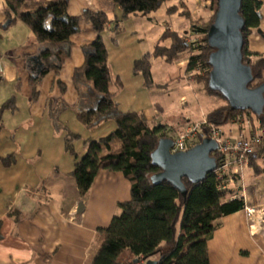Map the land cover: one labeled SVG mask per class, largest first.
Wrapping results in <instances>:
<instances>
[{
    "label": "crops",
    "instance_id": "crops-1",
    "mask_svg": "<svg viewBox=\"0 0 264 264\" xmlns=\"http://www.w3.org/2000/svg\"><path fill=\"white\" fill-rule=\"evenodd\" d=\"M261 1V23L249 35L248 47L251 52L264 57V0ZM195 3V0L191 2L192 12L186 10V13L180 12L179 15H193L195 20ZM117 7L107 0H70L68 14L81 17L80 31L70 39V56L59 72H49L33 86L31 78L39 76L43 67L41 47L30 28L21 20L8 23L5 0H0V63L3 68L0 74V107L12 97L17 104L15 111L5 110L2 113L0 147L2 144L20 147L18 151L4 152V149L0 152V264H88L92 258L89 252L100 234L98 230L108 227L118 210V204L131 198V183L124 173L106 169L98 172L88 194L80 196L71 172L76 161L86 152L85 142L99 139L95 138L96 135H90L84 141L82 155L77 153L75 147L76 156L67 152L65 147H58V157H65L68 164L62 168L61 163L54 160L45 170L39 165L42 158L39 155L43 152H39L37 157L32 156L30 140L24 138L38 130L47 132L51 126L60 131H70L62 117L76 109L79 101L73 83L74 71L84 63L82 47L92 43L98 35L83 15L87 10L105 11L115 22L121 19V10L118 13ZM166 13L171 14L167 9ZM132 22L135 23L130 35L146 45L121 55L116 61L115 52L122 46L120 37L128 34L127 26ZM166 25L163 24L160 32L154 15L139 14L122 20L121 33L111 36L110 47L104 33L103 37L111 72L122 83L112 88L120 108L123 111L143 112L151 126L163 123L168 128L182 131L188 125L203 121L212 111L203 112L202 118L200 115L194 116L195 108L191 107L186 91L191 90L196 96L205 91L198 87V83L189 80L185 67L180 66L182 63H175L178 83L174 88L180 95L179 102L174 92L163 93L171 88L173 79L164 84L158 83L153 65L155 86H145L143 76L134 73L135 61L154 50L167 30ZM112 26L110 24L109 28ZM170 29L173 30L172 26ZM158 59L164 60L153 58L152 63ZM123 71L127 73L125 76ZM170 77L168 73L164 79ZM141 85L148 91L144 93ZM141 96L146 100L141 102ZM75 120L78 121L77 114ZM111 122L100 126L103 129L98 135H105L113 129ZM226 126L234 133L247 127L242 122H236L222 126L223 130ZM11 154L14 160L5 164L3 158ZM258 161L262 164L261 160ZM34 171L37 186H28ZM16 172L24 177L21 183L16 182ZM243 185L248 204L264 203L263 172L254 165H248L243 173ZM240 186V183L228 184L224 201H229L234 193L242 195L244 191ZM208 252L210 264H264V228L258 232L251 231L245 208L224 216L208 241Z\"/></svg>",
    "mask_w": 264,
    "mask_h": 264
},
{
    "label": "trees",
    "instance_id": "trees-1",
    "mask_svg": "<svg viewBox=\"0 0 264 264\" xmlns=\"http://www.w3.org/2000/svg\"><path fill=\"white\" fill-rule=\"evenodd\" d=\"M107 1L119 7L121 19L114 22L105 11H85L83 17L91 22L98 35L92 43L82 47L84 63L74 71L73 83L79 94L76 106L78 121L89 129L113 121L116 129L105 137L85 142L86 152L76 161L71 175L80 196L85 197L100 170L123 172L131 183V198L118 204L120 213L113 217L108 227L98 230L103 235L102 242L88 264H134L135 258H139L141 263L155 259L157 264H210L208 241L224 216L245 208L244 200L224 201L228 190L222 189L215 173H210L198 184L184 178L187 196L168 181H152V176L160 168L152 164L151 154L160 139L170 137L168 127L163 123L151 126L143 112L120 108L112 88L122 83L111 72L103 37L107 30L117 36L122 30V20L155 12L168 0ZM5 3L8 23L21 20L41 47L43 67L39 76L31 78L32 85L36 86L49 72L62 69L70 56V39L80 31L81 17L68 14L70 0H5ZM213 4L217 11L218 0H213ZM261 9V0H243L240 10L245 20L243 61L252 67L254 75L250 87L264 82V57L251 52L248 47L249 35L260 26ZM177 10V6H171L168 12L176 13ZM214 18L215 15L209 25L201 29L205 44L199 49L200 54L190 56L187 71L206 70L205 93L226 102L208 113V122L222 127L247 114L252 120V131L256 132L264 127V112L255 115L250 110H234L220 92L209 88V54L212 48L207 34ZM110 24H113L112 28H109ZM189 47L190 44L178 31L167 29L154 50L135 61L134 73L143 76L145 86H155L153 58H163L174 64ZM16 109L15 98L8 99L0 107V120L5 110ZM1 131L0 124V134ZM80 138L78 134L68 133L65 136L66 151L76 156L74 144ZM214 156L218 161L217 154ZM14 158L13 154L8 155L3 162L9 164ZM248 164L264 173L262 156L251 157Z\"/></svg>",
    "mask_w": 264,
    "mask_h": 264
},
{
    "label": "water",
    "instance_id": "water-1",
    "mask_svg": "<svg viewBox=\"0 0 264 264\" xmlns=\"http://www.w3.org/2000/svg\"><path fill=\"white\" fill-rule=\"evenodd\" d=\"M243 0H218V8L207 38L212 48L209 54L211 71L209 88L220 92L234 110H250L255 115L264 112V82L250 87L254 80L253 69L243 61L245 20L240 14ZM173 139H160L151 154L152 164L160 171L152 176L154 183L168 181L187 196L188 188L183 179L192 184L205 180L217 168L214 156L218 144L212 138H204L186 151L172 153ZM147 259L143 264H157ZM134 264H140L135 258Z\"/></svg>",
    "mask_w": 264,
    "mask_h": 264
},
{
    "label": "rangeland",
    "instance_id": "rangeland-1",
    "mask_svg": "<svg viewBox=\"0 0 264 264\" xmlns=\"http://www.w3.org/2000/svg\"><path fill=\"white\" fill-rule=\"evenodd\" d=\"M192 1L193 0H168L162 5L160 9H158L155 12H151L150 14L154 15V19H156V21L158 22L160 32H162L163 24H167L166 25L167 29H170V26H172L173 30L178 31L180 35L183 37V40L190 44L188 51H186L175 63L180 64L181 62L182 65L180 64V66L182 68L185 67L186 69L185 73H186V76L189 78V80H193L194 82L198 83L199 84L198 87H200L201 90H204L205 85H207L206 70L203 71L202 69H200L198 71L189 72L187 71V64L189 63V59L191 55L200 54L201 51L199 49L201 48V46H204L205 44L204 42L205 35L201 32V29H204L209 25L212 17L215 15L216 6L213 4V0H195L196 2L195 8H194L195 20H194L193 15H190V16L179 15V13L183 11H185L184 13H186L187 12L186 10L192 12V4H191ZM171 6H177L179 9V12L167 14L166 9L168 10ZM117 10L119 13L118 7H117ZM132 23L133 24H128L127 26L128 34H123L120 37V41H121L120 43L122 46L118 48L115 52L116 57L115 56L114 57L116 61L121 55L129 51H135L136 49H139V47H143L146 45V43H143L141 41L139 42L132 35H130L135 22H132ZM112 35H113V32H109V31L104 32V36H105V39L109 47H110L109 39L111 41ZM175 63L171 65V64H167L162 59H158L157 61H154L153 71H154V76H155L156 81L160 84H164L167 81H170L171 79H173L171 88L165 89V90L164 88H162L161 90H164L163 93H168V94H171L172 92H174L175 94L174 96L176 97V100L179 102L180 95L177 94V89L174 88L176 84L178 83L175 79V76L178 75V68ZM168 73L170 74L171 77L168 79H164L165 76L168 75ZM123 74L125 76V74L127 73L123 71ZM131 83L133 84V82ZM130 87H133V85H130ZM141 88L143 89L144 93L145 91L146 92L148 91L143 85H141ZM186 94L190 100L191 107L195 108V112H194L195 117L200 115L202 118L203 112L205 113V112L211 111L214 108L226 103L224 100H221V99H217L218 100L217 101L214 99V97L207 96L208 94L206 95L204 92H201L199 93V95L196 96L193 94L191 90H188L186 91ZM145 100L146 98L141 96V102ZM76 111L77 109L68 111L62 117V120H66V122L68 123V127L70 131L65 130V129L60 131L58 130V128L55 129L53 126H51L50 130L47 132H45L42 129V130L36 131L34 135H30V136L27 135L26 137H24L26 140L28 139L30 140L29 150L32 156L37 157L39 152H43V154L41 153V155H39V156H42L41 163L39 165L42 167L43 170L48 169L54 160L59 161L61 163L60 166L62 168L68 164L66 163L67 160L65 157H60V155L58 157V153L56 149L58 147H65V136L71 131H73L74 133L81 134V137H82L81 140L76 141L74 144V147L76 148L77 153L82 155V152L84 151V148H85L84 141L87 140V138L90 135H96L95 138H100L101 136L110 134L111 132H113V130L116 129L115 123L111 122L113 123L112 125H114L113 129H110L109 131H107L105 135H98L103 128L99 127L96 129H89L86 126L82 125L80 122L75 120ZM245 116H243L242 119H250L247 114ZM224 131L228 134L230 131V128L228 129V126H226ZM56 134H59V135L55 136ZM169 134L171 137L174 136L172 132H169ZM116 144H118V142H116ZM19 148L20 147L16 145H14V147H6L4 144H2L0 147V152H2L4 149H6L4 150V152L8 150L15 151V149L16 151H18ZM80 158H82V156H80ZM32 173L33 175L31 179L29 180L30 184L28 186L36 187L37 184L35 182L37 178L35 176L37 175L35 171ZM14 176L16 178V182L19 181L21 183V180L24 179L22 174H20L19 172L18 173L16 172ZM119 213L120 211L118 209L116 214H119ZM102 238H103V235L101 233L96 237L92 245V249L89 252L90 256H95V254L97 253L101 245Z\"/></svg>",
    "mask_w": 264,
    "mask_h": 264
},
{
    "label": "built area",
    "instance_id": "built-area-1",
    "mask_svg": "<svg viewBox=\"0 0 264 264\" xmlns=\"http://www.w3.org/2000/svg\"><path fill=\"white\" fill-rule=\"evenodd\" d=\"M2 72L3 68L0 63V74ZM237 122H242L247 127L242 128L239 133L230 130L227 134L222 127L204 119L199 123L186 126L182 131L168 128V131L174 134L173 137L170 136L174 141L171 152L186 151L204 138L214 139L218 144L215 153L218 161L213 173L221 181L222 189H227L228 184L240 183V188L244 191L243 173L249 165L250 158L257 155L264 158V127L253 132L251 119H240ZM234 194L229 201L244 200L251 231L258 232L264 228V203L248 204L245 191L242 195Z\"/></svg>",
    "mask_w": 264,
    "mask_h": 264
}]
</instances>
